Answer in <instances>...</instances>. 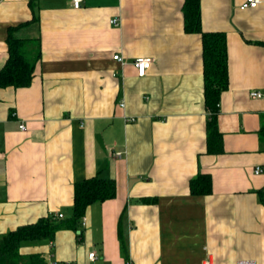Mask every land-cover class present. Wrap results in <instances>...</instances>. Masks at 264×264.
Here are the masks:
<instances>
[{
    "label": "crops",
    "instance_id": "1",
    "mask_svg": "<svg viewBox=\"0 0 264 264\" xmlns=\"http://www.w3.org/2000/svg\"><path fill=\"white\" fill-rule=\"evenodd\" d=\"M243 2L199 0L201 30L225 33L228 77L222 152L209 154L201 36L184 33L183 0H0V69L8 29L33 15L16 35L39 48L30 84L0 88V235L68 217L76 181L115 182L114 198L86 208L79 236L60 229L22 243L21 256L126 264L120 230L130 264H264V99L248 95L264 91V0ZM138 57L152 59L142 77ZM204 173L211 192L192 195L189 180Z\"/></svg>",
    "mask_w": 264,
    "mask_h": 264
},
{
    "label": "trees",
    "instance_id": "2",
    "mask_svg": "<svg viewBox=\"0 0 264 264\" xmlns=\"http://www.w3.org/2000/svg\"><path fill=\"white\" fill-rule=\"evenodd\" d=\"M33 3V2H32ZM31 3V4H32ZM199 0H183L182 18L184 33H196L201 36V62L203 63V99L207 111L206 152L221 153L222 136L218 131L217 114L219 98L228 84L225 33L220 31L206 32L200 28ZM32 16L29 22L11 27L5 39L8 57L0 69V88L26 87L30 84L34 64L39 58L38 39L21 38L16 32L28 23L36 21ZM261 139L264 141V127ZM189 192L192 195L204 196L211 192V181L208 174H198L189 180ZM261 195V192H259ZM115 197V182L110 178H91L76 181L73 184V202L68 217L57 218L48 214L31 224L19 226L0 235V264H37V256L24 257L18 253L20 245L29 241L52 240L54 233L60 229L77 231L81 225L86 208L92 203L103 202ZM143 203H154L155 198H143ZM120 252L125 262H129L125 241L118 231Z\"/></svg>",
    "mask_w": 264,
    "mask_h": 264
},
{
    "label": "built area",
    "instance_id": "3",
    "mask_svg": "<svg viewBox=\"0 0 264 264\" xmlns=\"http://www.w3.org/2000/svg\"><path fill=\"white\" fill-rule=\"evenodd\" d=\"M81 1L82 0H72V6L74 8H78L80 6ZM258 4H259V0H244V2L240 5V9L241 10H244L245 8L253 9V8H256ZM110 22L114 26H116L118 24V20H116V19H113ZM112 59L119 60L120 58L118 57V55L115 54L112 56ZM151 64H152L151 58H146V57L135 58L133 61V67L136 71V75L138 77L144 76ZM248 95L251 99H264V91L263 90L259 91V90L252 89V90H249ZM119 106L122 107L123 103H120ZM130 121H133V119H131ZM19 128H20V130H24L25 126L23 124H20ZM260 172H261V168L256 167L254 169V174H258ZM55 216L57 218L63 217L61 213H55ZM81 224H82V221H81ZM92 257H93V253L90 252L88 254V258H92ZM52 264H70V263H52ZM126 264H130V262H126ZM204 264H209V261L206 260V262ZM236 264H255V262L254 261H238Z\"/></svg>",
    "mask_w": 264,
    "mask_h": 264
}]
</instances>
